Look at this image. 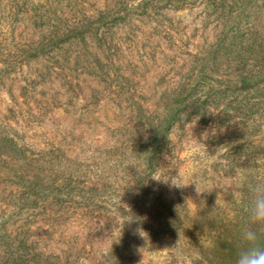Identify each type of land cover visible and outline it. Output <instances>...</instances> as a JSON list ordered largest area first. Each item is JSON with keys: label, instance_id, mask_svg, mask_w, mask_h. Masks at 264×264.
<instances>
[{"label": "rangeland", "instance_id": "obj_1", "mask_svg": "<svg viewBox=\"0 0 264 264\" xmlns=\"http://www.w3.org/2000/svg\"><path fill=\"white\" fill-rule=\"evenodd\" d=\"M232 14L223 0H0V264H235L243 228L264 240L247 212L264 94L206 86L239 68L209 58ZM199 83L200 104L173 105Z\"/></svg>", "mask_w": 264, "mask_h": 264}, {"label": "trees", "instance_id": "obj_2", "mask_svg": "<svg viewBox=\"0 0 264 264\" xmlns=\"http://www.w3.org/2000/svg\"><path fill=\"white\" fill-rule=\"evenodd\" d=\"M215 2L216 0H210ZM218 1V0H217ZM228 1L235 14L227 18L226 28L223 29L217 43L212 46L209 58L219 65L227 62L226 56H234L238 61V70L227 80L208 79L207 87L223 90L228 87L240 89L242 92L264 94V0H223ZM224 11V8H223ZM260 17H253V13H260ZM256 16V15H255ZM242 57V58H241ZM208 64V59H206ZM197 82V80H195ZM205 86L202 84L186 86L183 91L172 100L176 107H189L200 104L206 92H201ZM210 93V92H209ZM214 93V92H213ZM215 94V93H214ZM221 96V93L219 94ZM257 99V98H256ZM261 100L264 98H260ZM228 100V99H227ZM252 98L249 100L251 104ZM176 109L173 110V113ZM173 124L172 118L166 121V130Z\"/></svg>", "mask_w": 264, "mask_h": 264}, {"label": "clouds", "instance_id": "obj_3", "mask_svg": "<svg viewBox=\"0 0 264 264\" xmlns=\"http://www.w3.org/2000/svg\"><path fill=\"white\" fill-rule=\"evenodd\" d=\"M172 184L180 187L174 180ZM252 193L247 206L249 220L253 225L264 227V184L256 185ZM235 264H264V240L257 228L245 227L241 230Z\"/></svg>", "mask_w": 264, "mask_h": 264}]
</instances>
